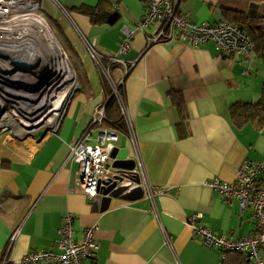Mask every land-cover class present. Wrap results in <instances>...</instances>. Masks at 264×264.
<instances>
[{"label":"crops","instance_id":"1","mask_svg":"<svg viewBox=\"0 0 264 264\" xmlns=\"http://www.w3.org/2000/svg\"><path fill=\"white\" fill-rule=\"evenodd\" d=\"M234 1L181 0L178 10L193 22L211 24L222 19L221 7ZM40 3L75 69L79 88L57 130L41 142V131L30 133L17 125L21 134L39 142L33 150L11 148L0 137V259L17 228L8 251L10 264H28L16 261L30 250L57 252V229L72 213L77 239L85 228L96 227L98 248L83 264H250L239 252L224 254L204 247L192 236L187 219L201 213L203 225L233 238L255 228L249 207L241 209L237 200H224L204 183L214 176L233 181L243 161H264V122L238 123L231 115L232 106L260 98L262 58L257 53L247 60L222 55L213 41L200 47L178 39L148 44L155 25L137 32L123 55L129 65L133 62L128 72L121 64L111 65L110 72L114 81L123 79L121 89L136 128L145 178L163 192L153 200L142 188L135 196L125 192L100 211L94 207L95 198L89 200L76 184L77 164L67 161L69 144L111 92L79 35L100 53L115 54L121 26L138 23L145 6L141 0ZM85 7L98 8L100 17L92 20ZM101 62L107 64L108 58ZM116 147L131 154L124 133ZM260 253L264 260V248Z\"/></svg>","mask_w":264,"mask_h":264},{"label":"built area","instance_id":"2","mask_svg":"<svg viewBox=\"0 0 264 264\" xmlns=\"http://www.w3.org/2000/svg\"><path fill=\"white\" fill-rule=\"evenodd\" d=\"M141 1L145 6V14L133 26H121L120 41L115 54L100 53L89 40L79 35L89 57L97 63L110 85L111 96L115 99L124 126L122 131L112 125L106 110L108 100L105 99L94 109L86 129L69 144L67 161L77 164L76 184L89 200L96 197H117L134 186L142 188L145 197L150 200L163 192L160 188L151 186L145 178L136 128L128 116L121 89L123 79L114 81L110 72L113 64L123 65L125 74L128 72L133 62L129 65L123 55L130 49V42L137 32H143L155 25V29L147 35L148 44L178 39L200 47L208 41H213L216 51L222 55L247 60L255 53L250 35L233 23L226 20L211 24L193 22L178 10L181 0ZM51 52L58 54L61 61L52 62ZM40 53H45L42 60H46L47 64L43 65L41 61L45 68L42 70V76L37 78L31 66H37L35 62L38 61ZM104 57L108 58L107 64L101 62ZM66 60L67 55L40 11V0H0V100L6 104L7 97L15 98L21 93H34L39 90L50 91L53 87L52 79L57 81L54 91L62 97L63 112L49 133L57 130L73 94L79 88L75 71L73 75ZM23 72L26 75L22 74ZM67 73L70 74L69 77L62 82ZM18 85L23 88H18ZM58 89L60 90L57 91ZM4 113L5 111L0 115L2 128L7 123ZM121 133L126 135L131 151L127 158L134 161L132 169L117 166L116 158L111 156ZM132 173L141 174L142 178L137 175L134 178ZM204 185L218 191L226 201L237 200L241 209L249 207L255 220V228L250 234L237 238L218 234L203 225L200 222L202 214L196 212L187 219L192 236L204 247L219 249L224 254L239 252L250 264H264L260 253L264 248V162L245 160L240 164L233 181H224L214 176ZM73 223L72 213H67L62 218L54 245L57 252L34 249L24 253L16 262L83 264L84 260L93 258L98 248L94 236L96 227L85 228L82 237L77 239ZM18 231L17 228L11 232L4 251L5 256L0 259V264L12 262L8 251Z\"/></svg>","mask_w":264,"mask_h":264},{"label":"trees","instance_id":"3","mask_svg":"<svg viewBox=\"0 0 264 264\" xmlns=\"http://www.w3.org/2000/svg\"><path fill=\"white\" fill-rule=\"evenodd\" d=\"M247 3H254L256 0H245ZM92 20H97L99 16V10L84 8ZM98 15V16H97ZM221 20H226L230 23H233L245 30L253 40L255 53H257L260 58L264 61V33H259L257 26H254L248 22V13L242 8H237L232 5H226L221 7ZM111 91V90H110ZM107 104L106 110L109 119L113 126L117 129L123 131L124 126L121 117L119 116V111L116 107L115 99L111 96V92L106 96ZM231 115L235 121L238 123L257 119L260 123L264 122V85L262 87V92L260 98L256 102H241L238 105L231 107ZM264 162V161H263Z\"/></svg>","mask_w":264,"mask_h":264},{"label":"rangeland","instance_id":"4","mask_svg":"<svg viewBox=\"0 0 264 264\" xmlns=\"http://www.w3.org/2000/svg\"><path fill=\"white\" fill-rule=\"evenodd\" d=\"M231 5L235 6L237 8H242L245 11H247L248 22L254 26H257L260 34L262 32L264 33V0H256V2H254V4H251V5H250V2L247 3L245 0H235L234 2L231 3ZM40 11L42 12V14L44 16V18L48 24V27L51 29L53 36H55V38H57L58 36H56L57 33H56V30L54 29L52 19H50V17L44 13V11L41 8V5H40ZM252 42H253V40H252ZM59 44H60V42H59ZM60 46H61L62 50L65 52V50L63 49L64 48L63 44L62 45L60 44ZM65 54H66V52H65ZM66 63L68 64V68H71L72 73L74 75L75 69H74L69 58H68V60H66ZM75 75H76V73H75ZM59 90L60 89H58L57 91H59ZM50 91H52V90H50ZM39 92H41V91L39 90L38 92L36 91L34 93H21V94H24V95L25 94H29V95L33 94L32 96H35L37 94L36 96H38ZM21 94H20L19 99L13 98V101L9 102V104H8L9 106L6 107L7 110L4 113V115L7 118H5L4 120L7 119V123L4 124L5 127H3V128L0 127V137H2V139H5L6 141H8L7 142L8 146H11V148H13V147H17L19 149L21 148L20 150L24 149L26 152L29 150L30 151L33 150L39 144V142L35 141V139H33V136L29 137L30 136L29 134H21L17 130V128H18L17 125L25 127V126H23L24 124L22 122H20V120L17 119L20 116L21 111L15 107V105L18 107L21 106L23 108L27 107L26 102L24 100H21V99H23ZM50 94L52 95V92ZM74 94H73V96H74ZM9 98H11V97H9ZM0 102H3V101L0 100ZM13 104H15V105H13ZM2 111H5V110L3 109ZM13 117H14V119H12ZM10 122H11V125L9 124ZM3 123H4V121H3ZM6 124H9L10 126L9 125L6 126ZM1 125L3 126V124H1ZM9 127H11V128H9ZM26 129L30 133H37L39 131H46V135H47L51 131L52 127L51 126L48 128L39 127L37 129H34V130H29V128H26ZM47 130H48V132H47Z\"/></svg>","mask_w":264,"mask_h":264},{"label":"bare ground","instance_id":"5","mask_svg":"<svg viewBox=\"0 0 264 264\" xmlns=\"http://www.w3.org/2000/svg\"><path fill=\"white\" fill-rule=\"evenodd\" d=\"M51 53H52V62L54 60L61 61V59L58 57V54L53 53V52ZM57 53H58V50H57ZM44 55L45 53H40L38 61L35 62L37 66H34V67L31 66V69L37 78H40L42 76V70L45 68L43 65L47 64L46 60H42L43 59L42 57H44ZM41 61L43 65L41 64ZM52 69H53V66H52ZM22 74L26 75L25 72H23ZM69 75L70 74L67 73L66 76L63 78L62 82L65 79H67ZM43 83H45V81ZM52 83H53L52 91L40 90L41 92H39L38 96H36L37 94L35 96H32L33 94L32 95L21 94V96L23 97V99L21 100H24L26 102L27 107L25 108L21 106L18 107L15 104H13L15 105L17 109L21 111L20 116L17 119L20 120V122L24 124L23 126H25L26 128H29V130H34L39 127H43V128H48L50 126L53 127L55 123L58 121L59 116L63 112L62 97L60 96V94L54 91V88L57 87L58 82L57 81L54 82L52 79ZM51 92H52V95L50 94ZM15 98L19 99L20 96H17ZM5 100H6V104H3V102H0V109L3 108L6 112L7 110L6 107L9 106L8 105L9 102L13 101V97L11 98L7 97L5 98ZM9 124L11 125V122ZM9 124H6V126H8Z\"/></svg>","mask_w":264,"mask_h":264},{"label":"water","instance_id":"6","mask_svg":"<svg viewBox=\"0 0 264 264\" xmlns=\"http://www.w3.org/2000/svg\"><path fill=\"white\" fill-rule=\"evenodd\" d=\"M21 65H23V64H21ZM17 87L23 88V87H21V85H18ZM2 110H3V108L0 109V115L3 112ZM38 134L41 135V140H40V142H41L42 139H44L46 137V131H41ZM128 152L129 151L127 148L118 149L117 147H115L113 149L111 156L116 158L115 163L117 166L126 167V168H132L133 167L134 161L132 159L127 158ZM139 190H142V189L138 186H134L127 191V195L131 196V194H132V196H135L136 192ZM128 198H130V197H128ZM110 199H111L110 197H102V198L96 197L94 202H93L95 209H98L100 211L105 210L109 206Z\"/></svg>","mask_w":264,"mask_h":264}]
</instances>
